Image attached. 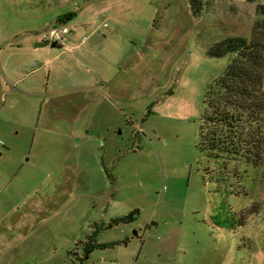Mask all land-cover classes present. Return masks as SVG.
<instances>
[{
    "label": "rangeland",
    "instance_id": "374dc122",
    "mask_svg": "<svg viewBox=\"0 0 264 264\" xmlns=\"http://www.w3.org/2000/svg\"><path fill=\"white\" fill-rule=\"evenodd\" d=\"M259 4L0 0V264H264V164L198 148L234 58L208 50L250 37Z\"/></svg>",
    "mask_w": 264,
    "mask_h": 264
},
{
    "label": "trees",
    "instance_id": "16d2710c",
    "mask_svg": "<svg viewBox=\"0 0 264 264\" xmlns=\"http://www.w3.org/2000/svg\"><path fill=\"white\" fill-rule=\"evenodd\" d=\"M189 4L199 17L209 0H189ZM256 11L262 19L256 21L250 37H229L208 50L214 58L229 54L234 58L206 94L198 148L226 162L259 167L264 164V5L259 4ZM72 15L65 14L58 22L66 23ZM130 220L134 214L115 222Z\"/></svg>",
    "mask_w": 264,
    "mask_h": 264
},
{
    "label": "crops",
    "instance_id": "0c3cea01",
    "mask_svg": "<svg viewBox=\"0 0 264 264\" xmlns=\"http://www.w3.org/2000/svg\"><path fill=\"white\" fill-rule=\"evenodd\" d=\"M61 16H63V15H60L59 17H61ZM58 17V18H59ZM65 39V38H64ZM24 42H29V38H26L25 39V41ZM37 42H44V40H41V41H37ZM36 44V43H35ZM58 45V44H57ZM59 46L60 47H63L62 46V43H60L59 44ZM36 48V47H35ZM65 50L66 51H70V50H72V48L70 47H68L67 46V48H65ZM64 54L63 55H65V52H63ZM80 54H82V53H80ZM59 58V57H58ZM60 59H62L61 61H60ZM65 59V56H63V57H60L56 62H59L58 63V65H57V67H56V70H55V72H56V75L57 76H59V77H56L55 79L56 80H60L61 81V83H63L64 82V79L66 80V82H71V77H70V73L67 75V77H62V72L63 71H68V70H70V61H71V59L69 58V59H67V60H64ZM81 60L82 61H86V58L84 57V55L81 57V59H79V61L81 62ZM63 64H62V63ZM77 62V61H76ZM85 64V63H84ZM83 64V65H84ZM82 65V64H81ZM62 66V67H61ZM51 73H52V71H51ZM80 79H82V78H80ZM92 80V81H91ZM87 81L88 82H90V83H86L85 85H79L78 87H77V89H75V88H73V87H71V84L70 85H68V86H66V87H62V88H59V87H55V92H58V93H60V92H70L71 90H81V89H96L97 87L96 86H98L99 85V82H103L104 83V86H105V84L107 83V80H106V78H102V77H98V76H96L95 78H93V79H87ZM56 84H60V82H58L57 81V83ZM75 86H77V85H75Z\"/></svg>",
    "mask_w": 264,
    "mask_h": 264
},
{
    "label": "built area",
    "instance_id": "2783aa9c",
    "mask_svg": "<svg viewBox=\"0 0 264 264\" xmlns=\"http://www.w3.org/2000/svg\"><path fill=\"white\" fill-rule=\"evenodd\" d=\"M67 33H69V30L66 26H63L60 30L53 28L49 34L45 33L43 35V40L48 43L57 42V44H60L64 42Z\"/></svg>",
    "mask_w": 264,
    "mask_h": 264
},
{
    "label": "water",
    "instance_id": "95a60500",
    "mask_svg": "<svg viewBox=\"0 0 264 264\" xmlns=\"http://www.w3.org/2000/svg\"><path fill=\"white\" fill-rule=\"evenodd\" d=\"M50 46L51 48H56L57 47V42H52V43H48V42H39L36 44V48H43V47H47Z\"/></svg>",
    "mask_w": 264,
    "mask_h": 264
}]
</instances>
